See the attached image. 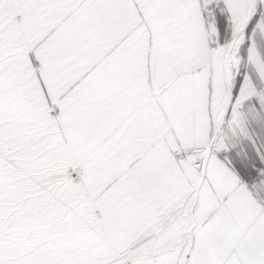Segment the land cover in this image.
<instances>
[{"label":"snow or ice","instance_id":"1","mask_svg":"<svg viewBox=\"0 0 264 264\" xmlns=\"http://www.w3.org/2000/svg\"><path fill=\"white\" fill-rule=\"evenodd\" d=\"M0 264H264V0H0Z\"/></svg>","mask_w":264,"mask_h":264}]
</instances>
